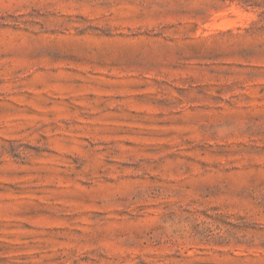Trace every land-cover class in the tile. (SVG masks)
Segmentation results:
<instances>
[{
  "label": "rangeland",
  "instance_id": "1",
  "mask_svg": "<svg viewBox=\"0 0 264 264\" xmlns=\"http://www.w3.org/2000/svg\"><path fill=\"white\" fill-rule=\"evenodd\" d=\"M0 264H264V0H0Z\"/></svg>",
  "mask_w": 264,
  "mask_h": 264
}]
</instances>
